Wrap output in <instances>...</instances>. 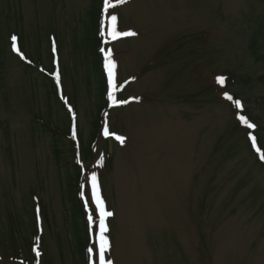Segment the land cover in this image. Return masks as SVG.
Returning a JSON list of instances; mask_svg holds the SVG:
<instances>
[{"label":"rangeland","instance_id":"rangeland-1","mask_svg":"<svg viewBox=\"0 0 264 264\" xmlns=\"http://www.w3.org/2000/svg\"><path fill=\"white\" fill-rule=\"evenodd\" d=\"M112 15L137 35L113 39ZM225 72L251 81L223 90ZM233 94L264 146V0H0V264H76L79 191L91 264H264V166Z\"/></svg>","mask_w":264,"mask_h":264},{"label":"trees","instance_id":"trees-1","mask_svg":"<svg viewBox=\"0 0 264 264\" xmlns=\"http://www.w3.org/2000/svg\"><path fill=\"white\" fill-rule=\"evenodd\" d=\"M98 0H93V3H96ZM252 52L254 51L253 49V43L250 45V48H249ZM255 52V51H254ZM224 75V76H223ZM222 75L221 78H223L224 80V83H223V90H227V88L229 87V83H242V81L249 83L251 80L248 79V80H245L243 79L242 77L239 78L237 77L236 75H234L233 73H229V72H225L224 74ZM230 84V85H231ZM223 93V91L221 92ZM99 96H100V99L102 100V103H103V108L104 109H100V110H103L102 112L99 113V116L97 117L98 119H96V122H94V130H95V136L97 134V130L98 132L100 133V131H102V128H103V118H102V114L104 111H106L108 108H106V101H107V87L105 86V83L103 84V88L100 92V89H99V92H98ZM232 99L230 100V106H232V109H234V112L235 114L238 115L239 112H241V115L240 117H246L247 121L249 124H252V125H255V127L253 129H257V126L258 123H256L257 121L255 120L254 117H252L250 111L248 109H242L239 108L237 106V101L239 102V96H237L236 94H233L232 96ZM240 103V102H239ZM74 115V114H73ZM71 121H72V118H71ZM241 120H238V125L239 127H242V121L240 122ZM237 125V127H238ZM73 131L75 133L76 136H78V125H77V120H73ZM243 128V127H242ZM244 129L247 130L246 132V138L248 140V144H250V148H251V151L252 153L255 155V157L258 159L257 161L262 165L264 166V160H261L260 159V155L261 153H264V146L262 145L261 143V134L256 130L254 131L253 129L249 128L247 126V124H244ZM258 129H262V128H258ZM59 131V130H58ZM57 131V132H58ZM69 131V130H68ZM45 132H50V131H45ZM54 132V131H53ZM52 133V132H50ZM72 133V131H70V134ZM98 133V134H99ZM251 133H254L255 135V141H256V149L254 148L253 146V142H252V139L250 137V134ZM69 132H66L65 135H70ZM56 155V160L57 162L60 163V155H59V152L58 150L56 149L55 152ZM82 171L78 170L76 171L75 173V176L74 175H71L70 177L72 179H74L75 177H77V179H79L80 176H82ZM67 174V173H66ZM79 181V180H78ZM63 200L65 202V213H66V217H67V221H70L72 222V226L74 228V232H75V235H76V238H77V244H78V248L76 249L77 252H75L76 254V264H91V248L93 246V243H91L90 241V236L88 237V234L93 233L92 231L95 230V227L97 225H92L90 226L89 222H88V219H89V213H87V210H86V205L84 204V201H83V196L82 194H80V191L78 194L76 195H73V196H65V194H63ZM35 207H37L39 213L36 214V218L39 216L40 218V223H38L37 220H35V223H34V226H35V229L33 231V236H31V240L26 242V246L29 248V256H32L34 257V249H37L38 248V244L43 240V228H41V225H42V221H43V218H48L47 216V209L46 207L43 205V203L41 202V200H38V203H37V206H35L34 204V209ZM11 221V220H10ZM16 224V223H15ZM13 222V220L11 221V224H10V229H14V227L16 226ZM43 226V225H42ZM94 227V228H93ZM42 244V243H41ZM37 248H36V247ZM31 250V251H30ZM36 264H39V263H36Z\"/></svg>","mask_w":264,"mask_h":264},{"label":"snow or ice","instance_id":"snow-or-ice-1","mask_svg":"<svg viewBox=\"0 0 264 264\" xmlns=\"http://www.w3.org/2000/svg\"><path fill=\"white\" fill-rule=\"evenodd\" d=\"M121 2H124V0H121ZM108 6L111 7V4H109ZM110 19H111V22H112L113 30H112V32L109 33V35H110L113 39H117V38H119V36H121V35H122V36H135V35H137L135 32H131V31H129V32H123V33H116V32H115V25H116L117 17H116L115 15H112V16L110 17ZM12 39H13V41H15L16 38H15V37H12ZM108 55H109V57H110V55H111L110 51H109ZM108 68H109V75H112V73H113V69L115 68V64L111 61V59H109V62H108ZM218 83L223 84V83H224L223 78H220V79L218 80ZM227 98H228L229 100L232 99L231 96H228ZM237 106H239V102H238V101H237ZM240 119H241L245 124H247V126H248L249 128H252V127H253V125H252V124H249L248 121L244 119V117H240ZM109 134H110V133H109L108 129L106 128V129H105V132H104V135H105V136H108ZM115 138H116L118 141H120L121 144H123L124 141H125V138L122 137V136H116ZM252 139H253V142H255V137H253ZM260 159H261V160H264V153H261V155H260ZM91 179H92V181H93V186H94V188H95V181H96V177H95V175H93V176L91 177ZM97 203L101 206V219H100V227H101V231H102V232H105V231H107V228H106L105 223H104V217H106V216H111L112 213H111V212H104V211H103V202H102V201H99L98 198H97ZM90 219H91V217H90ZM102 239H103L104 242H103L102 250H101V253H100V259L103 261V260H104L103 248L107 245V240H106L105 238H103V237H102Z\"/></svg>","mask_w":264,"mask_h":264}]
</instances>
